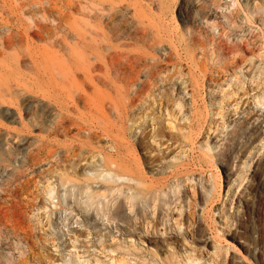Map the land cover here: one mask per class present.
Listing matches in <instances>:
<instances>
[{
  "label": "rangeland",
  "instance_id": "rangeland-1",
  "mask_svg": "<svg viewBox=\"0 0 264 264\" xmlns=\"http://www.w3.org/2000/svg\"><path fill=\"white\" fill-rule=\"evenodd\" d=\"M83 1L0 0V128L23 137L0 159V264H182L183 237L193 264H264V0H116L99 26L159 73L98 86L76 73L61 113L39 82L80 59Z\"/></svg>",
  "mask_w": 264,
  "mask_h": 264
},
{
  "label": "bare ground",
  "instance_id": "bare-ground-1",
  "mask_svg": "<svg viewBox=\"0 0 264 264\" xmlns=\"http://www.w3.org/2000/svg\"><path fill=\"white\" fill-rule=\"evenodd\" d=\"M118 1V0H117ZM121 1V0H120ZM120 1H118V2H120ZM125 0H122V2H124ZM84 2V1H83ZM85 4H83L81 7H82V10H81V14H82V17H83V19H82V23H83V25L82 26H84L83 27V30L80 32V33H78L77 34V37H78V43H79V45H80V53H79V57H80V59L79 60H77V61H74V59L72 58L73 57V55L72 56H70L69 58H67L68 60L67 61H63V60H59L58 62H56V66H55V68L57 69V72L59 73V79L61 80V81H57V79H54V75L52 74V75H50V77L47 79V80H40V82L39 83H41L40 85L43 87V88H45V90H47L48 92H50L53 96H52V98H54V100H55V104H56V106H57V110H59L61 113H65L66 111H67V109L70 107H68V103H69V101L71 100V98H72V95H74L73 94V92H74V89H79L78 87H79V84H81L82 85V83L80 82V81H78L77 79H76V77H75V75H76V73H80L79 75H82V77H83V79L82 80H84V83L86 84L87 82H88V86H90L91 84H92V86H98L99 84V82H105V85H106V83H109V81H115V80H117L118 81V78L119 77H126V78H128V77H131V76H133V75H136V74H138V73H140L141 71V68L143 67V69H144V66H145V69L146 70H143V71H145L146 72V77L147 76H149V78L150 77H152V79L154 78V77H156L155 76V74H157V73H159L158 72V68L159 67H157V65H155V64H151V65H144V66H142L141 68H140V65H139V63H140V61L143 59V53H141L140 54V51H141V49H140V51H138L139 53H137V51L135 52V51H132V49H129V48H131V47H123V45L124 44H122V43H116V40L119 38V35L120 34H122L121 32H120V30L119 29H117V28H115L116 26H112L111 28H108L107 30H105V29H103V28H101L99 25H102L101 24V22H103V21H101V20H111L112 22H114V19H115V13H117L118 11L117 10H115L117 7H119V3H117L116 2V0H85V2H84ZM104 3V4H103ZM120 4H121V2H120ZM99 5H101V7H99ZM103 5H105L104 7H103ZM80 7V8H81ZM133 14H134V16H136L137 17V19L138 20H140L141 18V16H139V13L136 11V9H135V7H137V6H134L133 5ZM108 9L109 11H111V12H106V10L105 11H101V10H103V9ZM143 8V7H142ZM121 9H122V5H121ZM121 9H118V10H121ZM131 9H132V7H131ZM139 10H141L140 8H138V11ZM117 11V12H116ZM142 11H144V10H142ZM122 12V11H121ZM140 12V11H139ZM142 14H143V12H142ZM52 16V15H51ZM119 15L117 14V17H118ZM131 16H132V14H131ZM46 17V16H45ZM59 17H61V16H59ZM58 16H57V18H59ZM81 17V18H82ZM44 18V17H43ZM47 18V17H46ZM62 18V17H61ZM132 18H135V17H132ZM142 18H143V16H142ZM54 19V18H53ZM60 19V18H59ZM52 20V19H51ZM116 20V19H115ZM41 21H44L45 22V19H41ZM48 21V20H47ZM46 21V22H47ZM52 21H55V22H57L58 23V20H52ZM145 21V20H144ZM81 22V21H80ZM89 22H93L94 23V25H93V27L92 28H89L88 27V23ZM104 22H106V21H104ZM39 22H37V24H38ZM137 23V22H136ZM143 23V22H142ZM40 24V23H39ZM42 24H44V23H42ZM53 24H54V22H53ZM106 24H107V22H106ZM114 24H116V23H114ZM113 24V25H114ZM138 24V23H137ZM36 25V24H35ZM41 25V24H40ZM58 25H59V23H58ZM57 25V26H58ZM142 25V24H141ZM43 26V25H42ZM56 26V27H57ZM97 26L100 28V29H98L97 28ZM105 26V25H104ZM137 26V25H136ZM40 28H41V26H39ZM54 27V26H53ZM59 27V26H58ZM60 27H61V25H60ZM137 27H139V26H137ZM25 28V27H24ZM34 30H35V28L37 29V27H32ZM46 28V27H45ZM48 28H50V26L49 27H47V29ZM106 28H107V26H106ZM19 29V28H18ZM33 29H31L30 31H32ZM58 29H60V28H58ZM16 30V29H15ZM26 30V29H25ZM38 30V29H37ZM43 30H46V29H43ZM50 30H53V29H50ZM55 30V29H54ZM53 30V31H54ZM36 31V30H35ZM34 31V33L36 34V32ZM41 31H42V29H41ZM68 31H70V30H68ZM67 31V32H68ZM72 31V30H71ZM70 31V32H71ZM8 33H9V31H7ZM11 32V31H10ZM16 32V31H15ZM47 32V34H48V32L49 31H44V33H46ZM60 32V31H59ZM124 32V31H123ZM142 32H145L146 33V31H142ZM7 33V34H8ZM13 33V36H15V34H14V32H12ZM17 33H22L23 34V31L21 32V31H17ZM37 33H38V31H37ZM42 33V32H41ZM43 33V35H45ZM55 32H53V33H49L48 34V39L50 38V40H51V42H48L49 44H52V41L54 40V37L57 35V32H56V35L54 34ZM149 33V32H148ZM160 33V32H159ZM6 34V33H5ZM4 34V35H5ZM31 34H33V33H31ZM54 34V35H53ZM72 34V33H71ZM11 35V34H10ZM17 35L18 34H16V38H17ZM20 35V34H19ZM18 35V36H19ZM23 35H25V34H23ZM37 35V34H36ZM59 35H61L60 33H58V37H59ZM70 35V34H69ZM73 35V34H72ZM76 35V34H75ZM125 35V34H124ZM158 35V36H157ZM156 35V33H155V37L157 36V37H159V34H157ZM6 36V35H5ZM4 36V37H5ZM7 36H9V34L7 35ZM12 36V37H13ZM26 36V35H25ZM38 36V35H37ZM62 36V35H61ZM60 36V37H61ZM66 36V35H65ZM71 36V35H70ZM127 36V35H126ZM125 36V37H126ZM137 36V35H136ZM138 36H140V35H138ZM143 36V35H142ZM141 36V37H142ZM3 37V38H4ZM11 37V36H10ZM21 37H23L22 35H21ZM43 37V36H42ZM41 37V38H42ZM45 38H46V36H44ZM73 37V36H72ZM124 37V38H125ZM140 37V38H141ZM145 37V36H144ZM154 37V38H155ZM7 38H9V37H6L5 39H7ZM14 38V37H13ZM26 38V37H25ZM24 38V39H25ZM39 38H40V32H39ZM56 39L55 40H61V38H63V40H64V38H67V37H64V36H62L61 38H57V36L55 37ZM127 38V37H126ZM131 38V37H130ZM139 38V37H138ZM139 38V39H140ZM143 38V37H142ZM166 38V37H165ZM4 39V40H5ZM10 39H12V38H10ZM9 39V40H10ZM21 38L19 37V40H20ZM156 39V38H155ZM14 40V39H13ZM12 40V41H13ZM17 40V39H16ZM18 40V41H19ZM59 40V41H60ZM71 40H73V39H71ZM119 40V39H118ZM120 40H121V38H120ZM143 40V39H142ZM154 40V39H153ZM6 41H8V40H6ZM28 41V40H27ZM46 41H48V40H46ZM74 41V40H73ZM125 41V40H124ZM156 41H157V39H156ZM155 41V42H156ZM2 42H3V40H2ZM24 42V41H23ZM158 42V41H157ZM6 43H8V42H6ZM30 43V42H29ZM73 43H75V41L73 42ZM153 43V42H152ZM159 43H161V42H159ZM158 43V44H159ZM11 44V43H10ZM14 44H16V43H14L13 42V45ZM53 44H56L54 41H53ZM52 44V45H53ZM64 44V43H63ZM76 44V43H75ZM75 44H74V46H75ZM157 44V45H158ZM162 44V43H161ZM6 45V44H5ZM25 45V44H24ZM58 45H61V47H62V43L61 44H59V42H58ZM125 45H127V44H125ZM153 45V44H152ZM156 45V46H157ZM160 45V44H159ZM159 45H158V47H159ZM174 45V44H173ZM11 46V45H10ZM65 46V45H64ZM66 46H68V45H66ZM70 46V45H69ZM78 45H76V47H77ZM1 47V46H0ZM9 47V46H8ZM8 47H6V48H8ZM13 47V46H12ZM12 47H9V48H12ZM153 47V46H152ZM155 47V46H154ZM163 47V46H162ZM185 47V46H184ZM2 48V47H1ZM0 48V49H1ZM4 48V47H3ZM17 48H19V46H17ZM60 48V47H59ZM63 48V47H62ZM68 48V47H67ZM175 48L177 49V47L175 46ZM174 48V49H175ZM188 48V47H187ZM155 49H157L156 47H155ZM163 49L164 48H162V52L161 53H163ZM5 50V49H4ZM134 50V49H133ZM160 50V49H159ZM165 50V49H164ZM187 50V49H186ZM178 51V50H177ZM189 51V50H188ZM194 51V50H193ZM170 52V51H169ZM168 52V53H169ZM174 52V51H173ZM189 52H191V51H189ZM194 53V52H193ZM70 54H72L71 52H70ZM147 54V53H146ZM164 54V53H163ZM28 55V54H27ZM30 55V54H29ZM63 55V54H62ZM174 55V54H173ZM191 55H193V54H191ZM76 56V55H75ZM74 56V57H75ZM147 56V55H146ZM145 56V57H146ZM29 57H31V55L29 56ZM169 57V56H168ZM170 58V57H169ZM31 59H32V57H31ZM151 62V61H150ZM154 62H156V61H154ZM153 62V63H154ZM156 63H158V62H156ZM143 64V63H142ZM158 66H159V64H158ZM139 67V68H138ZM161 70V69H160ZM140 71V72H139ZM142 73V72H141ZM161 73V72H160ZM144 75V76H145ZM143 76V77H144ZM136 78H137V76H136ZM79 79V78H78ZM134 79V78H133ZM144 78H142V80H143ZM147 79V78H146ZM81 80V81H82ZM123 80V79H122ZM127 80V79H126ZM130 80H131V78H130ZM139 80V79H138ZM121 81V80H120ZM129 81V80H128ZM127 81V82H128ZM147 82H149V80H147ZM83 83V84H84ZM102 83V84H103ZM114 83H116V82H111V84H114ZM145 83V82H144ZM150 83V82H149ZM98 84V85H97ZM128 84V83H127ZM147 84V83H146ZM86 85V86H87ZM109 85V84H108ZM107 85V86H108ZM126 85V84H125ZM144 85V84H143ZM41 86L40 87H38V88H41ZM84 86V85H83ZM87 86V87H88ZM92 86H91V88H92ZM113 86H115V85H113ZM109 87V86H108ZM126 87V86H125ZM145 88H146V86H144ZM94 88V87H93ZM127 88V87H126ZM144 88V89H145ZM1 89V88H0ZM3 89V88H2ZM1 89V92H0V96L1 97H5V96H7V95H5L6 93H5V91L7 90H5V88H4V90H2ZM88 89V88H87ZM112 89V88H111ZM142 89V88H141ZM141 89L139 90V91H141ZM143 89V90H144ZM44 90V89H43ZM80 90V89H79ZM100 90V89H99ZM148 90V89H147ZM81 91H83V90H81ZM86 91V90H85ZM90 92H91V90H89ZM104 91V90H103ZM110 91V90H109ZM119 91H121V90H119ZM126 91V90H125ZM4 94H3V93ZM80 92V91H79ZM95 92L96 93H98V90H95ZM101 92H102V89H101ZM113 92V91H112ZM9 93V92H8ZM82 93V92H81ZM92 93V92H91ZM104 94H105V91L103 92ZM120 93H122V92H120ZM124 93V92H123ZM10 94V93H9ZM83 94H85V93H83ZM83 94H81V95H83ZM100 94V93H99ZM110 94H111V92H110ZM101 95V94H100ZM106 95H107V97H109V95L106 93ZM74 96H76V95H74ZM86 96V95H85ZM88 96V95H87ZM95 97H97V96H99V95H94ZM29 97V96H28ZM31 97V96H30ZM29 97V98H30ZM74 98V97H73ZM72 98V99H73ZM2 99V98H1ZM0 99V100H1ZM89 99H90V97H89ZM88 99V100H89ZM92 99V98H91ZM90 99V100H91ZM3 100V99H2ZM97 99H95L94 101L96 102V105H98L97 103H99V102H97L96 101ZM107 100H108V98H107ZM111 100V99H110ZM110 100H108V101H110ZM28 101H29V103L31 104V103H33L34 101H36V100H32V98H30V99H28ZM99 101V100H98ZM102 101H104V100H102ZM112 101V100H111ZM1 102V101H0ZM71 102V101H70ZM90 103H93V102H90ZM103 104H102V107H105V105L104 104H106V103H104V102H102ZM111 103H113V102H111ZM110 102H109V104H111ZM37 104V103H36ZM51 104V103H50ZM70 104V103H69ZM100 104V103H99ZM35 105V104H34ZM106 106H108L107 104H106ZM112 106H113V104H112ZM102 107H100L99 109L101 110V112L103 111L102 110ZM88 108V107H87ZM51 109H55V108H51ZM90 110H93V109H90ZM89 110V111H90ZM54 112H56V111H54ZM100 112V111H99ZM104 112V111H103ZM53 113V112H52ZM66 115V114H65ZM64 115V116H65ZM64 116H62V117H64ZM66 118V117H65ZM70 118V117H69ZM56 119L57 118H55V121H56ZM59 120H60V118H58ZM63 119V118H62ZM67 119V118H66ZM59 120H58V125H61L60 123H59ZM69 119H67V121H68ZM77 120V119H76ZM73 121L74 120H72L71 122L73 123ZM70 122V123H71ZM53 123L54 124H56L54 121H53ZM75 123V122H74ZM65 125V124H64ZM55 126V125H54ZM63 126V125H62ZM51 127H52V125H51ZM57 127V126H56ZM55 127V128H56ZM64 127V126H63ZM65 127H66V125H65ZM64 127V128H65ZM57 128H59V126L57 127ZM52 129H54L53 127H52ZM11 130V129H10ZM13 130H15V129H13ZM52 132H53V130H52ZM21 133V132H20ZM23 134V133H22ZM24 135V134H23ZM29 135V134H28ZM24 137H25V135H24ZM23 137L18 133V131H16L15 133H12V131L11 132H9V130L8 129H5V128H0V147H1V150L2 151H0V159L2 158V154H3V152L4 151H6L7 149H6V146H7V144H9V141L10 142H16V141H18L19 139L21 140ZM19 140V141H20ZM23 140V139H22ZM4 145H5V147H4ZM171 145V144H170ZM169 147V146H168ZM4 149H6V150H4ZM7 152V151H6ZM8 153V152H7ZM5 159V158H4ZM3 159V160H4ZM5 160H7V159H5ZM5 162V161H4ZM1 166H4V164H2L1 162H0V167ZM111 177V176H110ZM109 179V178H108ZM110 181L112 180V179H109ZM151 182V181H150ZM138 183V182H137ZM139 184H141V183H139ZM134 185V184H133ZM138 185V184H137ZM148 185V184H147ZM149 186V185H148ZM111 187V186H110ZM109 187V188H110ZM146 187V186H145ZM150 187V186H149ZM88 188V187H87ZM112 188H113V186H112ZM133 188V187H132ZM135 189V188H134ZM142 189V188H141ZM146 189V188H145ZM151 189V188H150ZM155 189V188H154ZM157 189V188H156ZM87 191H88V189H86ZM147 190V189H146ZM153 190V189H152ZM157 190H159V189H157ZM86 191V192H87ZM131 191H132V189H131ZM130 191V192H131ZM142 191V190H141ZM86 192H83V193H86ZM134 193L136 192V191H133ZM143 193L144 192H146V191H142ZM153 192V191H152ZM151 192V193H152ZM155 192V191H154ZM213 192V191H212ZM88 193V192H87ZM140 193V192H139ZM149 193V192H148ZM147 193V194H148ZM156 193H157V191H156ZM95 194V195H94ZM97 193H93V194H90V195H88L89 196V198L91 199H93V198H96L98 195H96ZM137 194V193H136ZM146 194V193H145ZM144 194V195H145ZM221 194V193H220ZM92 196H96V197H92ZM133 195H131V197H132ZM157 196V195H156ZM210 196V195H209ZM214 196V195H213ZM221 196V195H220ZM88 198V199H89ZM129 198V197H128ZM87 199V200H88ZM147 199V198H146ZM214 199V198H213ZM212 199V202H214L215 200H213ZM221 199V198H220ZM210 201V200H209ZM221 201H222V199H221ZM208 202V201H207ZM211 202V201H210ZM220 203V202H219ZM207 204V203H206ZM205 204V205H206ZM209 205V204H208ZM212 205V204H211ZM215 205V204H214ZM191 206V205H190ZM217 205H215V207H216ZM226 206V205H225ZM225 206H223V208H225ZM165 207H168V206H165ZM205 207V206H204ZM214 207V208H215ZM220 207V206H219ZM219 207H218V209H219ZM170 208V207H169ZM186 208H188V207H186ZM192 208H194V207H192ZM211 208V207H210ZM213 208V209H214ZM222 207H221V209H219L220 211H223L224 209H223ZM167 209V208H166ZM189 209H190V207H189ZM206 209V208H205ZM227 209V208H226ZM178 210V209H177ZM182 209H179V211H181ZM217 210V209H216ZM175 211H176V209H175ZM174 211V212H175ZM188 211H190V210H188ZM192 211H194V210H192ZM201 210H199L198 212H200ZM225 211H227V210H225ZM225 211H223V212H225ZM171 212V211H170ZM173 212V213H174ZM183 212H184V210H183ZM214 212V211H213ZM179 213V212H178ZM181 214H182V211L180 212ZM189 214V213H188ZM192 214V213H191ZM197 214H199V213H197ZM196 214V215H197ZM165 215V214H164ZM178 215H180V214H178ZM173 216V215H172ZM189 216H190V214H189ZM191 217H193V216H191ZM190 217V218H191ZM195 217V216H194ZM171 217H169V219H170ZM169 219H168V221H169ZM174 219H176V218H174ZM188 219H189V217H188ZM172 220V219H171ZM176 220H179V219H176ZM175 220V221H176ZM192 220V219H191ZM197 220V219H196ZM175 221H174V223H175ZM193 221V220H192ZM195 221V220H194ZM194 221H193V223H194ZM173 222V221H172ZM177 222V221H176ZM181 222V221H180ZM188 223H189V221H187ZM197 222H199L200 223V221H199V219H198V221ZM179 223V222H178ZM192 223V222H191ZM192 223V224H193ZM205 223H207V222H205ZM204 223V224H205ZM181 224V223H180ZM183 224V223H182ZM190 224V223H189ZM156 225V224H155ZM175 225H178L177 223L175 224ZM188 225V224H187ZM199 225V224H198ZM200 226V225H199ZM203 226H205V225H203ZM176 228V226H174V228L173 229H175ZM178 228V227H177ZM180 228V227H179ZM180 229H182V225H181V228ZM208 229H210V228H208ZM159 230V229H158ZM176 230V229H175ZM178 230V229H177ZM204 230V229H203ZM216 230V229H215ZM219 230H220V228H219ZM219 230H217L216 231V236H217V233H221L222 231H220L219 232ZM181 231V230H180ZM154 232H157V231H154ZM174 232V231H173ZM214 232V231H213ZM151 233V232H150ZM158 234H159V232H157ZM206 233H207V231H206ZM145 234V233H144ZM191 234V233H190ZM154 235H156V233H153V237H154ZM191 235H194V234H191ZM203 235H205V237L204 238H206V235H208V234H204L203 233ZM147 236V235H146ZM150 236H152V235H150ZM218 236H219V234H218ZM157 237V236H156ZM192 237V236H191ZM200 237V236H199ZM185 238L186 237H183V240L180 242V243H178V242H176L175 244H172L171 245V243H170V245H171V248H175V250L173 251V252H171V254H172V256L171 257H174L173 259L176 261V262H179V263H182V264H193V261H197L198 259H197V257H195V256H193L191 253H189L190 251H188V248L191 250V251H195V250H197V244L194 242V240H192V241H186L185 240ZM209 238V237H208ZM193 239H195L194 237H193ZM200 240H202V239H200ZM204 241V240H203ZM206 241V240H205ZM166 242H168V241H166ZM173 242V241H172ZM217 242V241H216ZM163 244V243H162ZM167 244H169V243H167ZM165 245V244H164ZM162 246V245H161ZM166 246V245H165ZM164 247V246H163ZM180 252V253H179ZM180 254V255H179ZM182 254H186V256H184L183 257V255ZM181 255H182V257H181ZM169 256V255H168ZM170 257V258H171ZM163 258V257H162ZM167 258V257H166ZM166 258H163L164 260H165V263L167 262V261H169V259L166 261ZM163 259H162V261H163ZM164 262V261H163ZM167 264H169V263H167ZM173 264V263H172ZM175 264V263H174Z\"/></svg>",
  "mask_w": 264,
  "mask_h": 264
}]
</instances>
